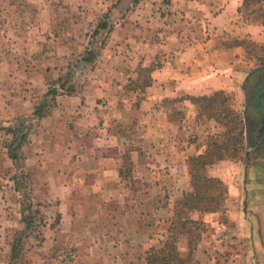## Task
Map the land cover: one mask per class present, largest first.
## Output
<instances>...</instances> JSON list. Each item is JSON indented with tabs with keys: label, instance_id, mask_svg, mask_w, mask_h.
I'll use <instances>...</instances> for the list:
<instances>
[{
	"label": "rangeland",
	"instance_id": "374dc122",
	"mask_svg": "<svg viewBox=\"0 0 264 264\" xmlns=\"http://www.w3.org/2000/svg\"><path fill=\"white\" fill-rule=\"evenodd\" d=\"M252 1L255 3L251 8L255 9L249 13L264 23V7L256 9L260 3ZM170 2L0 0V211L6 217L0 227H5L8 233L0 241V259L4 264H147V252L159 246L163 234H172L169 227L173 224L176 203L192 189L190 157L208 148L215 135H219V141L231 137L232 132H227L234 127L232 119L243 114L247 107L257 119L262 115L256 107L261 101L259 82L264 81V39L254 41L245 37L240 40L246 49L240 60V70L245 75L236 82L239 90H223L218 97L221 102L218 117L213 116L211 103L207 107L206 102L200 101L203 106L199 109L195 100L218 90L199 96L164 97L159 103V111L174 116L170 130L171 137L180 144L181 157L178 153L176 159L181 169H176L171 178L166 173L160 177L148 165L149 171L143 169L144 164L136 163L139 166L134 173L131 157H124V176L132 178L128 179L131 184L139 180V185L128 182L123 188L128 200L121 209L126 206V211L111 212L114 218L107 214L101 217L87 206L80 207L82 211L77 213L73 200L66 201L61 208L62 199L49 181L57 163L53 152L58 150L55 137L59 127L58 121L48 119L49 116L59 114L58 103L65 95L76 96L86 86L94 91L98 57L103 58V47L107 44L109 50H121L116 45L120 32L134 42L139 37L156 40L154 32L168 23L165 16L170 12ZM144 26L152 27L145 30ZM166 49L160 58L143 60L145 65L140 69L137 66L134 79L130 78L122 90H115L113 84L110 92L118 101L112 112L98 107L97 127L105 126L101 120L102 123L107 118L113 120L114 110H118L120 117L109 121L113 129L129 136L137 133L138 139L144 137L145 126L141 132L133 120L141 117L140 104L150 94L146 88L153 82L151 72L167 65ZM89 51L95 55L87 62L84 58L91 57ZM128 51L130 48L125 52ZM131 61L134 60H123L121 64L128 67ZM124 78L119 76L121 82ZM185 101L190 106L184 105ZM163 123L168 128L165 120ZM256 131L255 140L246 135L241 151L234 152L235 146L231 144L224 153L227 156L207 169L209 176L223 181L222 193L212 189V194L223 202L222 194L226 191L225 207L222 211L207 212L212 217L197 211L189 213L188 217L199 223L195 224L193 235H178L177 245L187 260L185 264H264L263 251L245 235L255 232V240L259 241L264 229V129L259 122ZM81 134L84 143L85 134ZM141 142L145 147L155 144L146 136ZM108 149L115 151L103 150ZM43 163L46 167L40 166ZM159 177L167 184L160 190L149 188L147 178ZM158 194L162 197L158 198ZM156 202L161 205L158 211ZM61 209L75 218L63 219ZM232 209L244 212L246 226L237 219L232 221ZM83 212L90 213V217L87 214L89 218L85 219ZM252 225L254 231L249 229ZM14 245L19 248L17 257L13 254ZM248 254L252 257L249 260Z\"/></svg>",
	"mask_w": 264,
	"mask_h": 264
},
{
	"label": "crops",
	"instance_id": "0c3cea01",
	"mask_svg": "<svg viewBox=\"0 0 264 264\" xmlns=\"http://www.w3.org/2000/svg\"><path fill=\"white\" fill-rule=\"evenodd\" d=\"M170 1L168 5L170 12L165 16L168 23L164 24L162 30L154 32L156 40L139 37L135 40L138 42H134L128 40L127 36H122L123 32H120L122 35L116 40V45H119L121 50L117 51L115 48L109 50L107 44L103 47L105 48L103 58L98 57L99 64L93 79L94 91L89 90L90 86H86L76 96L65 95L66 98L62 97L58 103L56 111L59 114L54 117L49 116L48 119L58 121L59 127L55 137V146L58 150L53 152L57 156V163L53 168L54 176L50 177L49 181L51 186L57 188V195L62 199L61 208L66 201L69 203L73 200L77 203L73 208L77 213L82 211L80 207L87 208V206L93 207L97 216L101 217L107 214L114 218L111 212L115 213L122 209L126 211V206L121 209L128 200L123 188L127 187L128 182L130 183L128 179L132 181V178L124 176V157H131L133 172L139 165L144 164L143 169L149 171L151 167L160 177L162 173H166L171 178L176 169H181L177 162L178 153L181 157L180 144L171 137L170 130L174 126L172 119L174 116H170L169 112L159 111L161 99L164 97L172 99L183 94L199 96L216 90H239L236 82L245 75V72L241 73L240 60L246 53V49L240 45V40L245 37L254 41L264 39V23L250 14L255 9L251 8L255 2L252 0ZM257 2L260 4L256 5V9L264 7V0ZM151 27L144 26L143 29L149 30ZM166 47L164 51L168 52L167 65L151 72L153 82L146 88L150 94L140 104L141 117L133 120L141 132H144L145 126L144 137L155 141L154 146L145 147L141 142L144 137L138 139L137 133L129 136L122 130H114L109 121L113 122L120 117L118 110H114L113 120L107 118L103 123L101 120V124L105 126L97 127L95 122H97L98 107L108 108L112 112L118 101L110 92L114 89L113 84H116L115 90H122L130 78L134 79L138 71L137 66L140 65V69L145 65L143 60L160 58ZM128 48L130 51L125 52ZM132 59L134 61H131L128 67L121 64L123 60ZM132 62L135 67H132ZM103 64H107V67H100ZM119 76L127 80L124 78L121 82ZM186 104L190 106L191 103L185 101L184 105ZM164 120L168 128H164ZM81 132L85 134L84 143ZM107 148H114V153L111 152L112 149L103 150ZM136 163L139 165L136 166ZM40 166L46 167V164ZM134 177L137 179L136 176H133V179ZM160 177L158 180L147 178L149 188L151 186L160 190L166 185L167 183L162 182ZM134 184L139 185V180L137 179ZM134 184L130 183V185ZM160 195L158 194V198ZM159 208L161 205L157 203V211ZM62 212L63 219L75 218L73 214L69 215V212L64 210ZM87 214L90 217L91 214L88 212L81 213L83 217ZM207 214L211 216V213ZM231 218L233 222L237 219L241 225L247 224L244 212L234 211ZM247 219H250V216ZM1 222H6V217L0 211ZM250 228L255 230L254 226ZM7 234L5 227H0V241ZM262 234L263 238L259 240L260 242L255 240V232L245 235L249 236L254 244H258V248L264 253V229ZM98 235H101V230ZM92 243L98 247L97 242L92 241ZM121 244L123 245L122 242ZM251 258L248 254L247 259ZM0 264H4L1 259Z\"/></svg>",
	"mask_w": 264,
	"mask_h": 264
},
{
	"label": "trees",
	"instance_id": "16d2710c",
	"mask_svg": "<svg viewBox=\"0 0 264 264\" xmlns=\"http://www.w3.org/2000/svg\"><path fill=\"white\" fill-rule=\"evenodd\" d=\"M103 26L107 25L103 24ZM89 53L91 57L84 58L87 62L92 61L95 55L93 51H89ZM222 93L223 90H218L211 96L196 97L195 100L198 101V104L200 101L206 102L207 107L211 103L213 116L218 117V108L221 105L218 97ZM202 106V104H199V109ZM231 122H233L234 127L227 132V134L230 131L232 132L231 137L228 138L226 136L227 140L219 141V135H215L214 140L208 142V148L190 157L189 161L193 180L192 189L185 192L184 196L176 203L172 220L173 224L169 227L172 234H163V238L159 240V246H154L147 252V264H185L187 260L177 245L178 235L180 233L193 235L195 224L199 223L195 219H190L188 217L189 213L192 211L200 213L218 212L222 211L225 207L224 201L226 200L227 192L225 191V194H222L224 196L223 202L218 200L215 194H212V189H216L219 194L222 193L224 190L221 189L224 185L223 181L218 177L209 176L207 169L227 156L224 153L231 144L235 146L234 152L237 150L241 151L246 142V135L249 136V140H255L258 133L256 131L258 119L249 111L248 107L243 114H237L236 118L232 119ZM12 157L16 158L17 154H12ZM188 223H192L190 224V228L187 227ZM18 250L19 248L14 245L13 254L15 257L18 256Z\"/></svg>",
	"mask_w": 264,
	"mask_h": 264
},
{
	"label": "flooded vegetation",
	"instance_id": "af4514ba",
	"mask_svg": "<svg viewBox=\"0 0 264 264\" xmlns=\"http://www.w3.org/2000/svg\"><path fill=\"white\" fill-rule=\"evenodd\" d=\"M258 93H259V97L261 98V101L259 102L258 106L256 107V109L262 113V115L259 116L258 118V122L260 123V125L262 126V128L264 129V81L261 80L259 82V86H258ZM257 111V112H258ZM258 112V113H259Z\"/></svg>",
	"mask_w": 264,
	"mask_h": 264
}]
</instances>
